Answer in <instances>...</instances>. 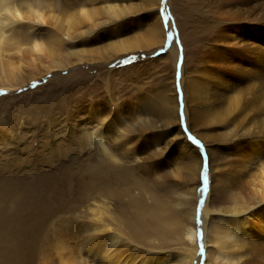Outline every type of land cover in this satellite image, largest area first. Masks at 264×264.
I'll list each match as a JSON object with an SVG mask.
<instances>
[{
    "label": "bare ground",
    "instance_id": "1",
    "mask_svg": "<svg viewBox=\"0 0 264 264\" xmlns=\"http://www.w3.org/2000/svg\"><path fill=\"white\" fill-rule=\"evenodd\" d=\"M152 2L160 7L161 0H149ZM213 2L221 9L220 18L209 28L217 40L211 47L214 59L208 61L213 71L200 64L199 44L193 43L194 73L186 74L191 64L184 60L180 79L186 124L197 135L193 137L206 144L210 156L201 189L195 188L200 182L202 157L197 142L189 141L179 127L173 74L171 87L167 84L165 90L173 89L174 94L164 91L159 110L166 128L179 127L175 136L183 142L176 145L174 156L167 147H157L159 142H151L155 133L153 139L141 135L147 131L149 118L143 115L138 96L113 93L109 79L103 78L102 98L107 103L99 97L94 100L89 91L90 98L75 101L73 113L83 117L78 124L87 161L89 211L84 218L80 217L83 214L68 215L53 226L41 264H198L202 255L204 264H264V103L253 92L256 82L244 89L237 85L238 74L246 71L242 76L251 80L259 73L253 74V65H264V36L253 31L264 25V0ZM130 11L133 13L131 6L122 0H0V89L16 88L25 73L33 80L40 70L64 69V61L70 64L62 56L64 50L78 61L94 64L96 58L108 61L160 45L165 32L156 13L150 17L155 21L146 37L91 47V39L99 38L102 27L119 22ZM188 16L184 26L180 24L186 59ZM82 43L87 47L73 50ZM171 51L174 70L176 47ZM81 89L73 92L81 93L77 98L85 93ZM237 114L243 122L239 120L235 129L224 133L221 140L228 142L222 149L226 153L217 156L208 147L206 135L196 133L194 125L202 122L205 126L206 120L229 126ZM245 123L247 129L241 133ZM4 131L0 125V145ZM178 154L186 160L181 171L172 166V157ZM179 175L185 183L187 178L193 180L194 188L183 185L176 178Z\"/></svg>",
    "mask_w": 264,
    "mask_h": 264
},
{
    "label": "rangeland",
    "instance_id": "2",
    "mask_svg": "<svg viewBox=\"0 0 264 264\" xmlns=\"http://www.w3.org/2000/svg\"><path fill=\"white\" fill-rule=\"evenodd\" d=\"M122 1L125 5L131 6L133 13L130 11L131 13H128L130 15L119 22H114L115 25L111 23L102 27L99 38L91 39L93 42L90 44L91 47L102 48L109 43L131 40L135 36L146 37L147 30L155 21L150 17L156 13L161 17L165 32L164 41L160 45L126 52L117 58L108 56L106 57L109 58L108 61L96 58L94 64L85 60L78 61L75 56L69 55L71 54L69 50H64L62 56L70 61L69 65L64 61L66 66L64 69L49 73L40 70L35 73L33 80L30 79L29 73H25L16 88L0 89V125L4 127L6 135L0 145V264H41L48 252L49 240L53 237V226L60 224L68 215L83 214L80 217L84 218L89 211L86 210L89 206L86 189L87 161L85 150L80 146L83 143V132L78 124L79 121H83V117L80 119V114L73 116V113L76 110L75 101L88 99L89 91H92L94 100L105 97L103 78L109 79L113 93H119L126 98L138 96L140 106H146L141 109H148L143 110V115H148L149 126L141 135L151 139L155 136L151 142H159L157 147H167V151L172 153L176 151L175 149L183 142L175 136L179 127L187 138L190 137L189 141L197 142L202 161L200 182L195 189L196 191L201 189V183L208 173L210 156L206 151V144L200 138H194L197 135L186 124L184 90L180 79L184 60L185 62L187 60L188 66L191 64L186 69V74L194 73L192 62L196 50L193 43L199 44L200 64L213 71V66L209 67L208 61L213 57L211 47L213 48L217 40H214V31H209V28L212 27L214 20L220 18L221 9L217 8L218 2H213L214 0H171L169 3L168 0H161L159 8L155 2L149 3V0ZM174 7H177V14ZM187 16V32L184 36L189 51L186 59L180 24L184 26ZM221 29H224V26ZM253 31L258 37H263L264 25ZM172 46L177 50L174 70L169 61ZM74 47L73 50H83L87 46L82 43ZM252 72L259 73L251 80L242 76L243 73H247L246 71L238 74L237 77L240 79L237 85L244 89L248 83L256 82L253 92L258 95L260 104H263L264 65L256 63ZM172 74L177 94L179 127L176 124L166 128L162 111L159 110V100L163 98L165 92L171 96L174 94L173 89L165 90L167 84L169 88L171 87ZM204 80L210 89L209 81ZM76 88H82L81 91L85 92L81 98H77L81 95L80 92L73 93ZM147 100L153 102L150 104ZM103 101L107 103L105 99ZM260 104L257 102V106ZM239 115L235 117V125L232 123L229 126L226 123H210L204 120L205 126L201 124L202 122L194 125L195 132L204 133L209 140L208 147L220 156L226 153V149H222L228 145V142L221 138L230 128L235 129L240 123L239 120L243 122L242 115ZM263 116L264 114L261 117ZM246 124L240 129L241 133L247 129ZM136 133L134 134L137 135ZM176 153H173V156ZM180 155L172 157L174 159L172 166L182 170L186 160ZM181 176L176 178L183 185L186 184L193 189L194 181L187 178L189 181L186 179L185 183ZM217 198L216 195L215 199ZM198 264H204L203 255Z\"/></svg>",
    "mask_w": 264,
    "mask_h": 264
}]
</instances>
